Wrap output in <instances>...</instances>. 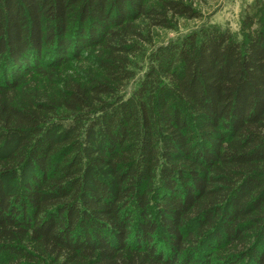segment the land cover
<instances>
[{
  "label": "trees",
  "instance_id": "16d2710c",
  "mask_svg": "<svg viewBox=\"0 0 264 264\" xmlns=\"http://www.w3.org/2000/svg\"><path fill=\"white\" fill-rule=\"evenodd\" d=\"M190 1L0 0V264H264V29L146 57Z\"/></svg>",
  "mask_w": 264,
  "mask_h": 264
},
{
  "label": "rangeland",
  "instance_id": "374dc122",
  "mask_svg": "<svg viewBox=\"0 0 264 264\" xmlns=\"http://www.w3.org/2000/svg\"><path fill=\"white\" fill-rule=\"evenodd\" d=\"M190 4L198 12L199 18L179 17L175 30L156 29L152 44L145 47L146 57L155 47L206 27L214 26L229 31L233 38L239 42H242L249 33L248 25L252 24V31L264 29V0H192ZM138 64V66H142L143 62L139 61ZM90 65L84 61L73 62L68 65L60 80L65 82L71 79L83 82V75L88 71ZM39 90L47 95L52 94L45 82L40 83Z\"/></svg>",
  "mask_w": 264,
  "mask_h": 264
}]
</instances>
